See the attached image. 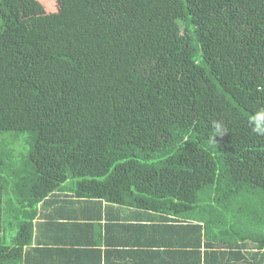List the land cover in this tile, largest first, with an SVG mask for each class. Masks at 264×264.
Listing matches in <instances>:
<instances>
[{
    "label": "trees",
    "instance_id": "1",
    "mask_svg": "<svg viewBox=\"0 0 264 264\" xmlns=\"http://www.w3.org/2000/svg\"><path fill=\"white\" fill-rule=\"evenodd\" d=\"M52 1L0 0V264L65 189L264 238V0Z\"/></svg>",
    "mask_w": 264,
    "mask_h": 264
},
{
    "label": "crops",
    "instance_id": "2",
    "mask_svg": "<svg viewBox=\"0 0 264 264\" xmlns=\"http://www.w3.org/2000/svg\"><path fill=\"white\" fill-rule=\"evenodd\" d=\"M59 193L37 205L30 240L17 244L16 256L5 264H178L182 245L191 255L187 264H264V238L247 241L239 227L237 247L229 248L195 225L194 212L182 219L149 204L118 202L105 187L86 197L69 189ZM205 234L214 238L211 245ZM15 235L8 232L7 246H15Z\"/></svg>",
    "mask_w": 264,
    "mask_h": 264
},
{
    "label": "clouds",
    "instance_id": "3",
    "mask_svg": "<svg viewBox=\"0 0 264 264\" xmlns=\"http://www.w3.org/2000/svg\"><path fill=\"white\" fill-rule=\"evenodd\" d=\"M249 122L252 126V131L259 136H264V109H261L249 117ZM211 127L214 129V134L211 139L213 142H216V137H222L224 134L228 132L227 128L223 124L222 121H213ZM152 210V209H151ZM181 218V217H178ZM184 219V218H182ZM197 226H201L202 223L196 221Z\"/></svg>",
    "mask_w": 264,
    "mask_h": 264
},
{
    "label": "rangeland",
    "instance_id": "4",
    "mask_svg": "<svg viewBox=\"0 0 264 264\" xmlns=\"http://www.w3.org/2000/svg\"><path fill=\"white\" fill-rule=\"evenodd\" d=\"M47 1H48V2H47V4H48V8H52V9H54L55 6H54V4H53V1H52V0H47ZM7 138L9 139L10 136H7Z\"/></svg>",
    "mask_w": 264,
    "mask_h": 264
}]
</instances>
